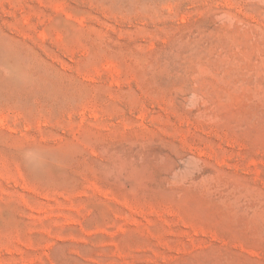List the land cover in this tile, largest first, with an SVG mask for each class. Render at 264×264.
Wrapping results in <instances>:
<instances>
[{"label":"rangeland","instance_id":"rangeland-1","mask_svg":"<svg viewBox=\"0 0 264 264\" xmlns=\"http://www.w3.org/2000/svg\"><path fill=\"white\" fill-rule=\"evenodd\" d=\"M0 264H264V0H0Z\"/></svg>","mask_w":264,"mask_h":264}]
</instances>
